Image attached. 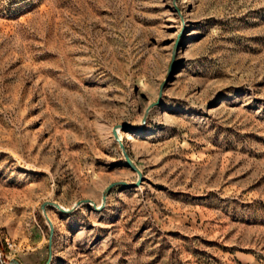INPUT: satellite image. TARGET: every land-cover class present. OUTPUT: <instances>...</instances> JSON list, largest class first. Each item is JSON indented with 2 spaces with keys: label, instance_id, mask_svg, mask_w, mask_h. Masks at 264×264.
Instances as JSON below:
<instances>
[{
  "label": "rangeland",
  "instance_id": "rangeland-1",
  "mask_svg": "<svg viewBox=\"0 0 264 264\" xmlns=\"http://www.w3.org/2000/svg\"><path fill=\"white\" fill-rule=\"evenodd\" d=\"M0 252L264 264V0H0Z\"/></svg>",
  "mask_w": 264,
  "mask_h": 264
},
{
  "label": "water",
  "instance_id": "water-1",
  "mask_svg": "<svg viewBox=\"0 0 264 264\" xmlns=\"http://www.w3.org/2000/svg\"><path fill=\"white\" fill-rule=\"evenodd\" d=\"M164 88H165V84H163L162 88H161V91H160V94H159V98L156 102H153L152 104L149 105V107L147 108L144 116H143V120H142V127L139 129V130H136L134 131L131 127L129 126H125V125H117L114 127L113 129V134L116 138V140L119 142L120 144V147L122 148V151L124 153V156L126 158V161L128 163V165L133 169L135 170L138 175H139V179L137 180V182H132V183H129L127 181H119V182H114V183H111L105 190V194L103 196V200H104V203L105 201L107 200V194L116 186L118 185H121V186H128V187H138L141 185V182H142V179H143V173L142 171L138 168V166L135 164L134 160L131 158L130 154L128 153V150L126 149V146H125V143L124 141L121 139L120 137V129L123 130L124 132H133V133H140L143 131L147 121H148V117H149V114L150 112L160 104L161 102V99L163 97V93H164ZM91 201L90 200H82V201H79L76 206H79V205H82V204H85V203H90ZM47 205H53L55 206L56 208H58L59 210L67 213V212H71L72 209L70 208H66L64 206H62L61 204L57 203V202H46L45 204H43V208H45ZM104 206V204L102 206H96V209H101L102 207ZM49 223H50V246H52V242H53V235H54V226H53V223L52 221L49 219ZM52 259V253H50V256H49V259L47 261L46 264H49L50 263V260ZM11 264H20V262L18 260H12V263Z\"/></svg>",
  "mask_w": 264,
  "mask_h": 264
},
{
  "label": "built area",
  "instance_id": "built-area-1",
  "mask_svg": "<svg viewBox=\"0 0 264 264\" xmlns=\"http://www.w3.org/2000/svg\"><path fill=\"white\" fill-rule=\"evenodd\" d=\"M7 258L3 252H0V264H11L12 260H7Z\"/></svg>",
  "mask_w": 264,
  "mask_h": 264
},
{
  "label": "bare ground",
  "instance_id": "bare-ground-1",
  "mask_svg": "<svg viewBox=\"0 0 264 264\" xmlns=\"http://www.w3.org/2000/svg\"><path fill=\"white\" fill-rule=\"evenodd\" d=\"M145 112H146V109H145L144 113ZM144 113H143V115H144ZM126 138H130V133H128V132L123 133V139H126ZM66 244H67V242H66Z\"/></svg>",
  "mask_w": 264,
  "mask_h": 264
}]
</instances>
